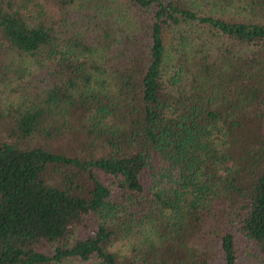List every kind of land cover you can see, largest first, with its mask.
<instances>
[{
  "label": "trees",
  "instance_id": "obj_1",
  "mask_svg": "<svg viewBox=\"0 0 264 264\" xmlns=\"http://www.w3.org/2000/svg\"><path fill=\"white\" fill-rule=\"evenodd\" d=\"M245 251L264 264V0H0V264Z\"/></svg>",
  "mask_w": 264,
  "mask_h": 264
},
{
  "label": "rangeland",
  "instance_id": "obj_2",
  "mask_svg": "<svg viewBox=\"0 0 264 264\" xmlns=\"http://www.w3.org/2000/svg\"><path fill=\"white\" fill-rule=\"evenodd\" d=\"M4 91L6 92V94L4 95L3 99L9 100L11 96L7 93L8 88H5ZM238 264H261V262L259 261V259H257L256 257H252L248 254V252L245 251L239 254Z\"/></svg>",
  "mask_w": 264,
  "mask_h": 264
}]
</instances>
